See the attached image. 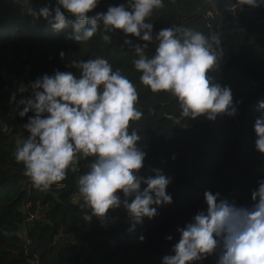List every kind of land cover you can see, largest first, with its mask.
<instances>
[{
	"label": "trees",
	"instance_id": "obj_1",
	"mask_svg": "<svg viewBox=\"0 0 264 264\" xmlns=\"http://www.w3.org/2000/svg\"><path fill=\"white\" fill-rule=\"evenodd\" d=\"M122 3L126 0H100L90 15ZM45 5H55V0H0V127L6 124L9 129L0 131V264H161V258L172 254L179 240L180 215L206 210V190L219 192L238 206L252 205L251 192L264 179V154L255 150L253 130L254 121L264 114L258 108L264 100V3L251 7L240 0H164V7L149 18L154 33L181 26L219 38V45L214 44L219 64L207 75L231 89L238 114H220L215 121L205 116L183 117L176 97L154 93L140 83L132 45L146 42L132 35L125 37L122 31L110 34V44L99 33L87 42H75L69 39L70 27L56 31L48 20L28 14V6L39 9ZM195 7L209 8L214 15L206 19V10L201 11L203 15L191 14ZM125 39L132 45L125 44ZM154 51L149 44L147 54ZM97 56L107 59L137 89L142 117L132 123L130 131H137L138 147L147 153L140 175L162 169L171 178L167 192L173 202L158 207V214L144 218L134 231L129 230L131 220L123 207L110 210L106 219L93 216L88 222L83 218L86 209L69 200L77 194V179L88 170L92 158L81 159L74 171H68L61 182L59 202L48 191L33 186L14 155L17 138L29 135L23 127L28 116L21 118L17 112L18 101L30 94V82L55 70L78 74L70 67L73 60ZM13 94L16 102L11 101ZM29 200L34 204L41 201L46 217L29 223L30 243L20 235L28 213L35 210L23 208ZM71 234L77 243L68 242ZM169 235L171 241L165 239ZM217 256L218 252L196 264H216Z\"/></svg>",
	"mask_w": 264,
	"mask_h": 264
},
{
	"label": "clouds",
	"instance_id": "obj_2",
	"mask_svg": "<svg viewBox=\"0 0 264 264\" xmlns=\"http://www.w3.org/2000/svg\"><path fill=\"white\" fill-rule=\"evenodd\" d=\"M240 2L256 7L264 0ZM99 3L55 0V5L28 6L27 11L35 19L48 20L56 31L70 27L69 39L78 43L99 33L110 44V34L118 31L146 42L132 45L131 40L124 41L132 45L137 57L133 64L141 73L140 83L154 93L168 92L176 97L185 118L205 116L215 121L220 114H238L231 89L207 75L219 64L214 50V44L219 45L217 36L181 26L154 33L149 18L164 7V0H126L90 15ZM149 44L154 45V54H147ZM60 56L64 58V53ZM70 67L78 74L60 70L43 74L30 82V94L18 101L17 115L28 116L23 127L29 135L17 138L15 159L23 164L33 186L46 192L53 185L60 187L81 159L92 158L88 170L77 179L73 204L86 209L83 218L88 222L93 216L106 219L110 210L123 207L131 220L129 230L134 231L144 218H154L158 207L173 202L167 192L171 178L162 169L140 175L147 153L138 147L137 131H130L132 123L142 117L137 89L100 56L73 60ZM11 101H17L15 94ZM258 108L264 110V100ZM253 130L255 150L264 154V114L254 121ZM0 131L7 133L8 126L3 125ZM203 195L206 210L179 220L192 217L177 228L179 240L172 254L161 258V264H196L217 252L216 264H264V179L258 180L251 192V206H238L219 192L206 190Z\"/></svg>",
	"mask_w": 264,
	"mask_h": 264
},
{
	"label": "built area",
	"instance_id": "obj_3",
	"mask_svg": "<svg viewBox=\"0 0 264 264\" xmlns=\"http://www.w3.org/2000/svg\"><path fill=\"white\" fill-rule=\"evenodd\" d=\"M175 125H176L177 128L181 126L179 121L177 123H175ZM62 186H63L62 184H61L60 187L55 186V188H54L55 190L54 189H51V190H53L54 192H58L62 188ZM74 196L75 195H71L69 197V200L71 202H72ZM27 203H28L27 206H28L29 209L23 207L25 209V211L29 212L33 207H35V210L33 212H29L28 213L27 223H26V225L28 227L26 225L24 226L25 227L24 236L27 239V242L30 243V241L28 240V233L30 232L29 223L32 222V221H34V220L44 221L46 219V217H45V210H44V207H43L41 201H37L34 204L32 201L29 200ZM191 218L181 220L178 223V226H180V225L184 226L187 222H189L191 220ZM69 240H71V243H74L76 241L75 235L74 234H71L69 236Z\"/></svg>",
	"mask_w": 264,
	"mask_h": 264
},
{
	"label": "crops",
	"instance_id": "obj_4",
	"mask_svg": "<svg viewBox=\"0 0 264 264\" xmlns=\"http://www.w3.org/2000/svg\"><path fill=\"white\" fill-rule=\"evenodd\" d=\"M173 1H174V0H173ZM204 10H206V13H203V14H204V15H203L201 11H204ZM191 14H194V15L202 14V15L207 19V18H209V16H210V17H213L214 12L209 11V8H207V9H199V8H196V7H195V8L192 9ZM173 123H174V121H173ZM174 125H175V124H174ZM175 126H176V125H175ZM114 224H117V222L114 221ZM76 241H77V238H76ZM76 241H75V242H76ZM68 242L71 243V240H68ZM76 243H77V242H76ZM78 243H79V241H78ZM112 243H115V244H116L117 242H115V241L113 240Z\"/></svg>",
	"mask_w": 264,
	"mask_h": 264
},
{
	"label": "water",
	"instance_id": "obj_5",
	"mask_svg": "<svg viewBox=\"0 0 264 264\" xmlns=\"http://www.w3.org/2000/svg\"><path fill=\"white\" fill-rule=\"evenodd\" d=\"M139 107V106H138ZM140 108V107H139ZM173 121H174V124L175 123H177L178 121L175 119V118H173ZM48 192L50 193V194H52L56 199H57V201H61L60 199V197H61V193H59V192H54L53 190H48ZM23 230H25V227H23Z\"/></svg>",
	"mask_w": 264,
	"mask_h": 264
},
{
	"label": "rangeland",
	"instance_id": "obj_6",
	"mask_svg": "<svg viewBox=\"0 0 264 264\" xmlns=\"http://www.w3.org/2000/svg\"><path fill=\"white\" fill-rule=\"evenodd\" d=\"M71 203H72V202H71ZM27 204H28V203H26V204L24 205V207L27 208V209H29L28 206H27ZM181 218H182V215H180V219H181ZM180 219H179V220H180ZM26 226H27V225H26ZM27 227H28V226H27ZM20 235H24V231H23V233L21 232ZM160 263H161V262H160Z\"/></svg>",
	"mask_w": 264,
	"mask_h": 264
}]
</instances>
